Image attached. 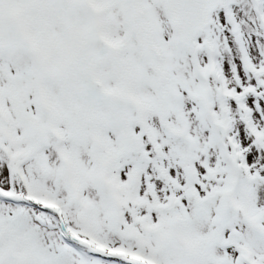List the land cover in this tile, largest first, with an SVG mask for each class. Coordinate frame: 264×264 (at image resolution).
<instances>
[{
    "label": "snow or ice",
    "instance_id": "snow-or-ice-1",
    "mask_svg": "<svg viewBox=\"0 0 264 264\" xmlns=\"http://www.w3.org/2000/svg\"><path fill=\"white\" fill-rule=\"evenodd\" d=\"M0 264H264V0H0Z\"/></svg>",
    "mask_w": 264,
    "mask_h": 264
}]
</instances>
